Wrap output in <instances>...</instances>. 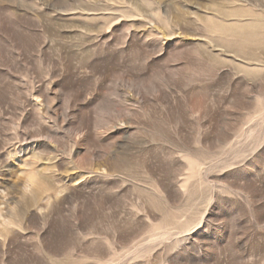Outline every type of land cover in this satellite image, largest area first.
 Returning a JSON list of instances; mask_svg holds the SVG:
<instances>
[{"label": "rangeland", "instance_id": "obj_1", "mask_svg": "<svg viewBox=\"0 0 264 264\" xmlns=\"http://www.w3.org/2000/svg\"><path fill=\"white\" fill-rule=\"evenodd\" d=\"M217 21L264 0H0V264H264V44Z\"/></svg>", "mask_w": 264, "mask_h": 264}, {"label": "bare ground", "instance_id": "obj_2", "mask_svg": "<svg viewBox=\"0 0 264 264\" xmlns=\"http://www.w3.org/2000/svg\"><path fill=\"white\" fill-rule=\"evenodd\" d=\"M217 24L220 29L226 33V36H224V39L222 40L224 45L234 51H244L249 46L251 41H257L264 44V35H261L263 32L261 29L264 28V25L260 21H254L246 25L229 28L223 22L217 21ZM228 32L230 36L227 35Z\"/></svg>", "mask_w": 264, "mask_h": 264}, {"label": "clouds", "instance_id": "obj_3", "mask_svg": "<svg viewBox=\"0 0 264 264\" xmlns=\"http://www.w3.org/2000/svg\"><path fill=\"white\" fill-rule=\"evenodd\" d=\"M20 181H24L19 189L22 194L20 198L23 200L33 195L39 185L40 176L39 173L35 171L30 173L21 171L17 174L15 183H19ZM8 195V192L3 193L5 204H7ZM16 207L17 205L8 206V213L0 211V231H8L16 227Z\"/></svg>", "mask_w": 264, "mask_h": 264}]
</instances>
